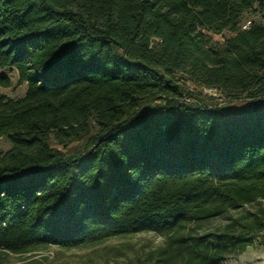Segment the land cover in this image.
Instances as JSON below:
<instances>
[{"label":"trees","instance_id":"trees-1","mask_svg":"<svg viewBox=\"0 0 264 264\" xmlns=\"http://www.w3.org/2000/svg\"><path fill=\"white\" fill-rule=\"evenodd\" d=\"M3 67L27 89L0 95V254L141 232L164 237L151 264L264 247V0H0Z\"/></svg>","mask_w":264,"mask_h":264},{"label":"rangeland","instance_id":"rangeland-1","mask_svg":"<svg viewBox=\"0 0 264 264\" xmlns=\"http://www.w3.org/2000/svg\"><path fill=\"white\" fill-rule=\"evenodd\" d=\"M252 15L246 16L249 19ZM259 16H256L258 18ZM214 41L223 42L228 33L211 34ZM0 75L9 80V86L0 85V95L18 99L24 96L27 83L19 82L14 68H0ZM203 93L218 97V93L211 89H203ZM219 106L224 109L238 111L246 108L244 102L219 99ZM81 143L74 142L63 148L70 154L80 148ZM10 148L9 142L0 137V151ZM250 208L246 206L245 209ZM232 214H237L233 212ZM226 219L216 218L204 223L200 231L214 229L224 224ZM164 244V237L153 232H141L125 236L113 237L100 243L85 244L72 248L48 246L23 254H0V264H151L149 253ZM223 264H264V247L256 240L244 252L228 258Z\"/></svg>","mask_w":264,"mask_h":264}]
</instances>
